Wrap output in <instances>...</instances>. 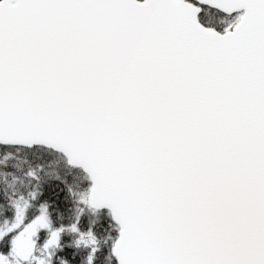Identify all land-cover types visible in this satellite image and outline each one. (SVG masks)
<instances>
[{
    "label": "water",
    "instance_id": "obj_1",
    "mask_svg": "<svg viewBox=\"0 0 264 264\" xmlns=\"http://www.w3.org/2000/svg\"><path fill=\"white\" fill-rule=\"evenodd\" d=\"M0 144L90 176L118 264H264V0H0Z\"/></svg>",
    "mask_w": 264,
    "mask_h": 264
},
{
    "label": "trees",
    "instance_id": "obj_2",
    "mask_svg": "<svg viewBox=\"0 0 264 264\" xmlns=\"http://www.w3.org/2000/svg\"><path fill=\"white\" fill-rule=\"evenodd\" d=\"M228 19L229 17L222 12L206 6H202V11L199 14V20L204 26L219 32L226 31ZM0 147L6 148L3 145ZM15 148L30 149L19 146H15ZM36 148L51 151L65 158L64 154L57 153L50 148L47 149L43 146H36ZM45 157L39 156L37 159L43 167L48 163ZM17 160L0 161V225L12 217L15 199H26L28 196L26 194L35 192L36 196L33 200L36 204L45 206L49 211L50 223L53 224L51 227L62 229L61 242L53 251L52 264H118L112 247L118 237L120 227L110 211L91 209L82 217H76L72 201L69 200L70 182L68 180L49 177V173L46 172V175L42 171L33 176L30 174V170L35 166L36 160L33 159L35 163L27 159L22 161L21 158ZM74 170H80L86 174L82 169ZM81 231H92L97 238L105 240L103 247L91 254L90 250L83 247L78 241V232ZM47 234L48 231L43 230L40 240L44 241ZM10 248L9 240L0 241V253H7Z\"/></svg>",
    "mask_w": 264,
    "mask_h": 264
},
{
    "label": "rangeland",
    "instance_id": "obj_3",
    "mask_svg": "<svg viewBox=\"0 0 264 264\" xmlns=\"http://www.w3.org/2000/svg\"><path fill=\"white\" fill-rule=\"evenodd\" d=\"M226 16L229 17L228 24L226 27L227 31L228 29L231 30L236 26V24L240 21L242 14L234 13L232 15ZM3 146H6V148L0 147L1 162L8 161L9 159H16V161H18V158H21L22 161L27 159L34 162L33 159H35L36 164L30 170L31 175L36 176L37 173H40L42 171L45 174L46 172L49 173V177L61 179L65 178L66 180H68V182H70L69 200L72 201L71 203L73 204L74 214L76 217H82L83 214H86V212H89V210L92 209L88 202L90 190L92 187L91 178L82 168L69 165L65 155L64 156L66 159L63 156L53 153L51 151L36 148V146L28 147L30 148L29 150L16 149L13 145ZM39 156H46L45 160L48 163L44 167L41 165L42 163H39L37 161ZM76 168L77 170L78 168L82 169L86 174H83V172H81L80 170L75 171L74 169ZM34 193L35 192L26 194L28 195L26 199H15L13 202L14 213L12 217L8 218L5 222L0 225V241L7 239L11 244V248L7 253H0V264H52L51 260L53 257V251L56 247L59 246L61 242L62 229L55 228V226L51 227L52 223H50L49 211L45 208V206L35 203L33 198L36 195ZM43 230H47L48 234L45 240L41 241L40 234ZM24 232H33L37 236V239L39 241L38 249H35V252L29 257V259H23L21 257V253L18 251V239L19 236ZM82 232L83 231L78 232V241L81 242L80 244L83 247L88 248L91 254L96 251H99V249L103 247V242H105V240L97 238L92 231H84L83 233Z\"/></svg>",
    "mask_w": 264,
    "mask_h": 264
},
{
    "label": "flooded vegetation",
    "instance_id": "obj_4",
    "mask_svg": "<svg viewBox=\"0 0 264 264\" xmlns=\"http://www.w3.org/2000/svg\"><path fill=\"white\" fill-rule=\"evenodd\" d=\"M29 235H32V241L35 244V249L37 250L39 247V241L37 239V236L33 233V232H24L23 234H21L19 236L18 239V251L21 253V257L23 259H29L30 255V247L29 244L27 243V238L29 237ZM20 242V243H19Z\"/></svg>",
    "mask_w": 264,
    "mask_h": 264
},
{
    "label": "bare ground",
    "instance_id": "obj_5",
    "mask_svg": "<svg viewBox=\"0 0 264 264\" xmlns=\"http://www.w3.org/2000/svg\"><path fill=\"white\" fill-rule=\"evenodd\" d=\"M227 24H228V22H227Z\"/></svg>",
    "mask_w": 264,
    "mask_h": 264
}]
</instances>
